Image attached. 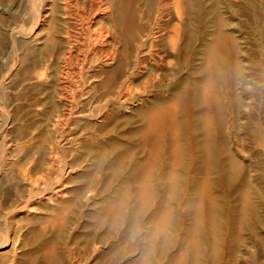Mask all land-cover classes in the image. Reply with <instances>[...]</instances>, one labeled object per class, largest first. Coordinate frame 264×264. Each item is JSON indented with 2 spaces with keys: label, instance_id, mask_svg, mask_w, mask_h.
<instances>
[{
  "label": "rangeland",
  "instance_id": "rangeland-1",
  "mask_svg": "<svg viewBox=\"0 0 264 264\" xmlns=\"http://www.w3.org/2000/svg\"><path fill=\"white\" fill-rule=\"evenodd\" d=\"M0 1L4 3L9 2L8 4H11L9 5L10 8L18 4V0ZM13 1L17 2L13 3ZM253 1L256 2L257 0ZM193 2L196 7L199 3L205 4L207 12H201L200 16L197 17V22L194 27L196 32L188 36L191 45L198 47L202 43L201 39L204 37L205 31L215 24H217V29L220 26L226 27L227 24H230V27H227V29L230 28L229 31L233 30L232 32L234 33L236 29V34L240 32L243 37L242 40L245 41L247 45L246 53L251 61L250 64L248 63L247 67L251 70L246 69V72L250 71L248 73L251 78L253 77L252 82L254 81L253 85H255L250 92L248 91L251 96L248 93L246 97L243 95L244 93L239 91L240 79L242 78L240 75L241 73L239 74L235 70H232L223 76L218 73L214 75V77H216L214 80L219 90L222 89L221 91H224V87L230 86L229 88L226 87V89H231L230 94L232 91H235L233 94L236 95V92H238V96L236 95L238 100L242 97L241 104L240 102L238 103L237 100L234 101V98H236L234 95V98L232 96L228 97L229 99L231 98V101L233 100V104H229L230 102H228L229 100L227 99L228 109L224 112L225 118L230 116L232 111V113L236 115L241 105L244 104L242 102L248 100V96H250L249 102L252 103L253 109H251L247 116L241 121L236 120V127L234 125L231 130V135L233 134L231 140H229L227 134L224 133V131L226 132L225 120L216 124L218 125V135L212 147V155L207 151V146L202 145L203 147L201 146V148H205L200 149L199 155L196 157H194L192 144L189 143L188 138V132L191 131L190 125L183 122V114H180L179 120L181 123L179 131L181 132L183 155L178 165L176 164L177 166H174L175 170L177 169V174H175L174 177L176 180L174 182H171V180L167 181L166 179L168 176L166 172L173 169L168 154L171 149L170 145H172L169 136L165 137V147H163V151L159 154L158 157L160 158H157L156 164L154 165L155 167L148 170L143 167V165H139L140 162L145 160L147 153L143 149L144 147H142L143 140L139 138L141 136V130L139 129H142L140 127H143V123L138 120L136 113H129V115L124 114L120 116L117 121H113V123H111L112 120L108 119L109 115L104 114L102 116L106 117L100 119L101 123H90V125L86 122L87 120L83 118L78 119L76 115H74L79 107L81 108L79 110H83V107L77 105L78 107L75 106L74 109L71 107L75 111L71 109L72 112H67L66 119L65 117L61 119L60 122H62V125L60 122V124L54 123L55 118H57V113L59 114L62 108L58 96L53 90L56 81L54 69L48 68L46 70L43 67L42 69L36 64L34 65H36L37 68L33 66L35 67L34 70L28 69V66H26L27 61L24 59L25 57L22 58L21 56V54L23 55L21 49H17L16 47L7 51L4 49L6 47L3 46V44L7 39V30L4 28L6 23L12 26L11 28L15 34L16 28L17 30L20 29L18 35L21 34L20 32L25 26L27 27V23L20 17H13L8 12L9 10L0 12V31L2 30L0 32V228L3 229L5 235L7 234L5 237L12 249L9 252L10 254H3L2 257L0 256V264H67L68 258L72 254H81L78 257L79 259L81 258L80 263L82 264H129L130 262L133 264H140L139 262L141 260V263L144 264H176L181 254L182 257L185 256L183 264H264V262H262V260H264V253H262L264 252V250H262L264 249V242H262L264 241V151L259 152L256 150L257 148L254 143L256 141L252 134L257 126L261 125V127H264V121H262L264 120V87H262L264 86V79L261 78L264 77V51H262L264 50V16L255 13L257 11L254 10L251 0H240L241 3L239 0H193ZM16 18L19 21L16 20ZM221 20H223V23ZM173 21L176 22V18H174ZM219 23L222 24L219 25ZM4 34H6V36ZM4 45H6V43ZM227 45L228 47H226ZM227 45L221 46L218 54L220 61L224 64L228 63L225 65L230 66L235 58L236 53L234 52H236V50L233 45ZM227 49H229L230 53ZM18 50L20 51L18 52ZM169 57V61L173 63L174 56ZM36 72L42 74V78L38 77L39 73L37 75ZM53 76H55V78ZM238 81L240 82L239 84ZM27 89H29V91ZM14 94L16 96H14ZM73 95L78 99V97H76V91H74ZM188 97L189 96H186L184 100L189 101ZM77 99L76 101H78ZM51 102L53 103L52 105ZM12 120L16 122H12ZM50 121L53 122L51 123ZM139 134L140 136H138ZM223 136L225 138H222ZM40 139L42 140L39 141ZM52 139L58 144L59 149L58 151L54 150L53 153L48 150V146H52L51 142H54ZM71 139L74 140V142ZM65 140L70 141L66 142ZM237 141L238 143H236ZM200 142L202 143V141ZM224 142L225 145L223 144V148L222 143ZM72 143L74 146H72ZM127 145H129V147ZM229 146L245 147L247 149V159L241 160L237 158L234 162L235 165H231L233 169L230 168V172L228 170L229 167H227L230 165L229 162H227V160H229L228 157H230L228 154ZM168 147L170 149L165 150ZM47 155H50V158L54 155L52 158L60 161V163L57 162V164L58 167L60 166L61 168L64 166L63 170L59 167L62 173L59 168H57L56 164L54 171L56 169L59 171L56 170L57 172L55 171V174L53 169H51L53 172L52 174L49 167L53 165L50 163ZM60 156H62L61 160ZM223 156H227L226 159H223ZM62 161L65 163L63 164ZM7 163L9 165H6ZM72 164L75 165L73 166ZM69 165L73 166V171H67L66 167ZM95 165L96 167H94ZM141 166L146 169L147 173L150 172V174H148L150 175L149 178L152 183V190L146 194L141 192L140 181L143 178L142 175L146 172L143 169V171L141 170ZM222 166L224 168L226 166L228 170V173H224L225 176L218 174ZM4 168L9 172L7 173ZM237 168L239 170H237ZM41 171H44V174ZM49 171L51 173H49ZM70 172L72 173L69 175ZM46 174L52 175L54 179L50 178L52 179L50 180V176ZM168 174L170 173L168 172ZM205 174L213 179H210L213 183H210L209 186V190H211L210 193H212L210 195L215 196L213 197L215 199L213 203L211 202L213 198H210L211 201L204 198V200H208V202H205L198 196L200 195L199 189L203 187L199 185L200 183L203 184L202 180H204L203 176ZM38 175H45V179L47 178L49 181L45 180L42 176L41 178L43 179H41ZM7 176L10 177L8 178ZM4 177L6 178L4 179ZM22 177H24L23 180L25 179V182L23 181L25 185L21 183ZM58 177H61L60 179L62 180L58 179ZM224 177L227 180H225ZM39 178L42 180V183L39 181L40 184L36 181L40 180ZM201 178L202 180H200ZM34 179H36V182ZM26 180L30 181L28 183L33 184L32 186L35 185L37 187V184H39V187L43 189L34 186L36 188L35 190L33 187H28L32 188V190L34 189V192H32L31 189L25 188L28 184ZM243 180L244 182H242ZM33 181L34 183H32ZM43 182L46 184L49 182L50 184L47 186L46 184L44 185ZM169 182L171 185L172 183L174 185H169ZM58 183L61 186L63 185L65 190L62 189L59 196L51 197V199L47 198L46 191L48 192L51 190L53 186L56 187V184L59 186ZM42 184L45 187L42 186ZM245 188L250 189L249 192H252L254 198L251 202L252 205H250L252 207L249 206L247 222L239 217V200ZM25 189L31 190L30 193L33 195H30L29 191ZM198 190L199 192H197ZM35 191L41 192L40 195L43 194L40 197ZM25 193L29 195H25ZM69 197L71 199H69ZM23 198H25V201ZM26 199L28 201L31 199V201L28 202ZM56 199H58L57 203H55ZM23 201L27 206H24L25 203H23ZM15 202L18 203L16 204ZM209 202L212 204L210 205ZM56 204L59 205L57 206ZM48 205L50 210H46ZM54 208L55 210H53ZM58 208H60L61 212ZM62 208L67 209L65 210V215L63 214ZM51 209L53 212L49 213ZM46 212L51 218L52 213L60 212L62 216L60 217L61 226L59 225L60 222H57L58 219L54 220L52 218L55 223L52 222V219L51 222L49 218L48 220L44 219L48 217ZM163 212L169 215L166 216L165 227L163 230H160L162 233L159 231L160 233L154 234V232H152L153 220L156 218L155 216L158 217L159 214L161 215ZM39 216L41 217L39 218ZM29 217L32 219L34 218V221L32 219L29 220ZM196 218H198V220ZM41 223H44V226ZM46 223L51 224L48 225ZM45 224L47 226H45ZM211 229L212 232H209ZM193 230L195 233L192 232ZM163 234L165 236H163ZM165 240H167V243H165ZM246 245L250 247L248 254L242 255L244 258L241 256L238 260V255L241 253L244 254V247ZM45 246H52L54 248V254L52 256L56 255V257H51L48 263H46L48 260L46 261L45 258L42 257L43 255H40V252L46 248ZM8 255L14 256V260L9 261L10 257ZM170 257L173 258L171 259ZM173 259L176 260L174 261ZM241 259L242 262H240ZM44 260L46 262H43Z\"/></svg>",
  "mask_w": 264,
  "mask_h": 264
},
{
  "label": "bare ground",
  "instance_id": "bare-ground-1",
  "mask_svg": "<svg viewBox=\"0 0 264 264\" xmlns=\"http://www.w3.org/2000/svg\"><path fill=\"white\" fill-rule=\"evenodd\" d=\"M16 2L13 1V3H16ZM239 2H240V0H239ZM8 3L7 2L4 3L2 1H0V12L9 10L8 12L13 17H20V18H22V20L24 19L23 21H26L27 27L25 26V28L20 32L21 34L18 35V33H19L18 31L20 29L17 30V28H16V34H15L13 29L11 28L12 26L7 25L8 23H6L7 27H6V25H5V27L3 26L7 30V36H6V34H4L7 37V39H6L4 36V38L6 39V42H5L6 45H4L5 43L3 44V46L6 47L4 49H6V51L12 50L11 48H13V47H16L17 49H21L22 53H23V55L21 54V56H22V58L25 57L24 59L27 61L26 66H28V69L34 70L36 65L40 66L41 68L43 67L46 70L48 68L54 69L56 78H55V76H53V77L56 79V81L54 83L55 88L53 90L56 93V95L58 96L59 102L61 103V107H62L60 113L59 114L57 113V116H56L57 118H55L54 123L58 124L63 117H65V119H66L67 112H69V113L72 112V110L77 105L83 107L82 108L83 110H79V109H81L80 107L76 111L73 110V111H75L74 115H76V117L78 119L83 118L84 120H87L86 122L88 124H90V123L95 124V123H99V122L101 123L100 119H103L106 117V116H102L104 114H108L110 117V118L108 117V119L112 120L111 123H113V121L114 122L117 121L120 118V116H122L124 114L129 115V113H136L138 116V120L143 123V125H142L143 127H140L142 129H139V130H141L140 131L141 136H140V134L138 136H140L139 138H141V140H143V144H142L143 146L142 145L141 146L144 147L143 149L147 153V154L145 153L146 154L145 160H143V158H142L143 163L140 162L139 165L140 164L143 165V167H145L148 170H150L152 167H155L154 165L156 164L157 158H160L158 156L161 153V151H163V147H165V143H166L165 137L169 136L171 139V143H172V145H170L171 149L169 147L165 149V150L170 149L168 154H169L170 159H171L170 162H172V165H173V169L171 171L168 170V172L170 174H168V172H166L168 175V176L165 175V176H167V178H166L167 181L171 180V182L172 181L174 182L176 180V179H174V177H175V174H177L176 173L177 169L175 170L174 166L178 165V163H179V161L183 155L182 154L183 153V145L181 142V132L179 131L180 130L179 126L181 123V121L179 120L180 114L181 115L183 114V117H184L183 122H185L186 124L188 123L190 125L191 131L188 132L189 133L188 138H189V143L192 144L194 157H196L199 155L200 149L205 148V147L201 148L202 145H206L207 149H208L207 151H209V154L212 155V153H213L212 147H213L215 140L217 138L216 136L218 135L217 134L218 133L217 132L218 131L217 130L218 125H216V124L221 123L225 120L224 123H225V127H226V132L224 131V133L227 134L229 140H231V137L233 135V134L231 135V133H232L231 130L233 129L234 125L236 127V124H235L236 120L241 121L243 118H245L247 116L249 111L251 109H253V107L251 105L252 103L249 102V97L251 96L249 92H250V90H252L253 86H255V85H253L254 81L252 82L253 77L251 78L250 74L248 73L250 71L246 72V69H248L247 65H248V63L250 64L251 61L247 57V53H246L247 52V45L245 44V41L242 40L243 37L240 34V32L236 34V29H235V33L232 32L233 30L229 31L230 28L227 29V27H230L229 26L230 24H227V26L225 25L226 27L220 26L218 29H217V24H215V25H213V27H209L207 29V31H205L204 37L201 39L202 43L198 47L191 45L189 43L190 39H188V36H190L191 34L196 32L194 27H195V23L197 22V17L200 16L201 12H205V11L207 12V7L205 4L199 3L196 7V6H194L193 0H18V4L17 5L15 4L16 6L13 5L14 7L10 8L9 5H11V4H8ZM251 4L253 5L254 10L257 11L255 13H258L259 15L261 14L262 16H264V0H259V1L257 0L256 2L251 0ZM13 17H11V18H13ZM174 18H176V22L173 21ZM16 20H18V19L16 18ZM13 21H15V20H13ZM221 22L223 23V20H221ZM222 23H219V25ZM210 25H211V23H210ZM193 30H194V32H193ZM237 32H238V30H237ZM3 33H5V32H3ZM1 40H3V39H1ZM253 40H255V39H253ZM249 43H248V45H249ZM227 44H231V46L233 45L234 49L236 50V52H234V53H236L235 58L232 61L233 63L230 66L225 65L228 63L224 64L222 61H220V57L218 54L221 46L227 45ZM254 46L256 47V45H254ZM226 47H228V45ZM256 48H258V47H256ZM227 50L229 51V49H227ZM19 51L20 50H18V52ZM262 51H264V50H262ZM229 53H230V51H229ZM169 56H171V57L174 56L173 63L169 61V59H170ZM19 57H20V54H19ZM260 61H261V59H260ZM34 64H36V65H34ZM33 66H35V67H33ZM232 70H235L239 74L241 73L240 75L242 76V78L241 79L239 78L241 80L240 81L241 83L238 81V84L240 83L239 91L244 93L243 95H245V96H246V94L249 93L250 96H248L247 101L245 100V102L244 101L242 102L244 104L241 105V108L239 109L238 113L236 112L237 113L236 115H235V113L233 114L232 113L233 111H232L231 114H233V115L230 114V116L225 118L224 112H226L228 109L227 108L228 107L227 99L229 100L228 102H230L229 104H231L233 100L231 101L230 100L231 98L229 99L228 97H230V96L233 97V95L236 97L238 92H236V95H235V94H233V93H235V91H232V93H231L232 95H231L230 94L231 89L230 90L226 89V87L229 88L230 86L224 87V91H221L222 90L221 88H220L221 90H219V87L215 83L214 78H216V77H214V75H217V73H218V74L223 76V75L228 74V72H230ZM39 72H41V71H39ZM39 72H36L37 75ZM41 76H42V74L39 73L38 77H41ZM33 77H34V75H33ZM261 78L264 79V77H261ZM37 79H39V78H37ZM230 79H232V78H230ZM53 82H52V85H53ZM218 84H219V82H218ZM227 84H231V83H227ZM233 87H235V86H233ZM233 87H232V89H233ZM262 87H264V86H262ZM27 90L29 91V89H27ZM74 91H76V93H77L76 97H78V99L74 97V95H73ZM14 96H16V95L14 94ZM186 96H189L188 97L189 101L184 100V98H186ZM241 98H239V100H240L239 101L238 98L236 97V98H234V101L237 100L238 103L240 102V104H241ZM243 98H245V97H243ZM76 99L78 101H76ZM258 99H259V97H258ZM10 100H12V99H10ZM196 101L198 102V105H200V106L197 105ZM46 103H48V102H46ZM52 104L53 103L51 102V105ZM54 105H55V103H54ZM71 107H73V109ZM48 112H49V110H48ZM133 115H135V114H133ZM67 117H69V116H67ZM19 119H21V118H19ZM258 119H259V117H258ZM49 120H51V119H49ZM262 121H264V120H262ZM12 122H16V121L12 120ZM54 123H53V125H54ZM60 123L62 125V122H60ZM25 125H27V124H25ZM222 126H224V125H222ZM220 127H221V125H220ZM221 132H219V133H221ZM252 134L254 136V137L253 136L252 137L256 141V142H254L255 146L257 148L256 150H258L259 152L264 151V127H261V125L257 126L254 129V132H252ZM23 135H25V134H23ZM71 137H72V135H71ZM182 137H183V135H182ZM222 138H225V137L223 136ZM41 140L42 139H40L39 141H41ZM47 140H49V139H47ZM50 140H51V138H50ZM222 140H224V139H222ZM52 141H54V140L52 139ZM69 141H66V142H69ZM72 141L74 142V140H72ZM200 141H202V143ZM51 143H52V146L51 145L48 146L49 152L53 153L54 150L58 151L59 150L58 144L55 141L51 142ZM236 143H238V141ZM223 144L225 145V142L222 143V147H223ZM219 145H220V143H219ZM72 146H74V144ZM127 146L129 147V145H127ZM225 147H227V146H225ZM140 149H142V148H140ZM203 152H204V150H203ZM246 152H247V149L245 147L229 146L228 154L230 157H228L229 160H227V162H229V164H230V165L227 164V165H229V166H227V167H229L228 168L229 172H230V168H232L231 165L234 164V162L237 158H240L241 160L247 159ZM57 154H58V152H57ZM57 154H55V155H57ZM130 155H132V154H130ZM165 155H166V153H165ZM47 156H48L50 163L53 165V166L50 165L51 168L49 167V170L51 171V169H53V172H55L58 169H56L54 171V167L57 164V162L60 163V161H57L55 158H52L54 155L51 156V158L49 157L50 155H47ZM169 156H168V159H169ZM61 157L62 156H60V160H61ZM226 157L223 156V159L224 158L226 159ZM42 159H44V158H42ZM30 161H31V159H30ZM127 161H128V158H127ZM237 162H238V160H237ZM62 163H63V161H62ZM239 163H240V161H239ZM93 164H95V163H93ZM6 165H9V164L7 163ZM35 166H33V167H35ZM73 166H71V165L67 166L66 167L67 171H71V170L73 171ZM78 166H79V164H78ZM78 166H77V168H78ZM59 167L57 164V168H59ZM94 167H96V165ZM143 167L141 168V170L143 169L144 171H146V169ZM182 167H184V166H182ZM60 168H59V170H60ZM63 168H64V166H62L61 169L63 170ZM133 168H135V167H133ZM5 169L6 168H4V170ZM22 170H24V169H22ZM228 170H227L226 166H225V168L222 166L220 168V170L218 171V174L225 176L224 173H228ZM237 170H239V169L237 168ZM6 171H7V173L9 172L7 169H6ZM50 171H49V173L52 172V171L51 172ZM53 172H52V174H53ZM56 172H55V174H56ZM60 172H61V170H60ZM233 172H235V171H233ZM16 173H17V171H16ZM71 173L72 172H70L69 175ZM148 173L150 174V172H148ZM148 173H147V171L144 172L145 176L142 175L143 178L140 181L141 192L144 194H146L147 192H150L152 190V183L150 181V178H149L150 175ZM237 173H238V171H237ZM247 173H248V171H247ZM48 174H46V175H48ZM58 174H60V173H58ZM64 174H66V173H64ZM138 174H139V172H138ZM229 174H231V173H229ZM205 175L203 176L204 180H202L203 177L200 179L203 181V184L200 183L199 186L200 187L203 186V187L201 189H199L200 187L198 188L200 190V195H198V196H200L201 200L208 202V200L211 201L210 198H213L215 196L210 195L212 193H210L211 190H209L210 183H213V182L210 181L211 178H209L208 175H206V177H205ZM2 176H3V174H2ZM18 176L21 177L20 175H18ZM41 176L42 175H40L39 177L41 178ZM48 176H50V175H48ZM63 176H65V175H63ZM42 177H44V179H45V175ZM5 178L6 177H4V179ZM23 178L24 177H22L21 183L24 184L25 179L23 180ZM50 178L54 179L52 177V175L49 177V179ZM60 178L58 177V179H60ZM41 179H43V178H41ZM41 179L40 180L34 179V181L36 180L37 183L40 184L39 181H41V183H42ZM52 179H50V180H52ZM45 180H48V179L46 178ZM60 180H62V179H60ZM211 180H213V179H211ZM225 180H227V179L225 178ZM26 181H27V183L30 182L28 180H26ZM34 181L32 183H34ZM56 181H57V178H56ZM44 182H43V184L45 185L46 183H44ZM50 182H52V181H50ZM68 182H69V180H68ZM242 182H244V180ZM59 183H58V185H59ZM39 184H37L38 185L37 187H39ZM43 184H42V186H44ZM48 184H50V183L48 182ZM48 184H46V185L48 186ZM168 184L171 185L170 182ZM32 185L33 184L28 183L26 185L27 187H25V188H28V187L35 188L36 187L35 185H34L35 187ZM63 185L57 186V184H56V187L53 186L54 188L52 187V189L50 187L51 190L48 189L49 190L48 192L46 191L47 190L46 189L45 190L46 191V197L51 199V197L59 196L61 194L62 189H64ZM173 185L174 184L172 183L171 186H173ZM36 188H35V190H36ZM28 189L32 190V188H28ZM40 189H43V188H40ZM25 190L29 191L27 189H25ZM199 190L197 192H199ZM249 190H250L249 188H245L244 191L242 190L243 192L241 191L242 192L241 199L239 200V202H240L239 203L240 204V207H239L240 216L239 217H241V219L243 221L247 220V218L249 216V206L252 205L251 202L254 199L252 196V192H249ZM30 191H29V194L31 195L32 193H30ZM169 191H170V189H169ZM32 192H34V189L32 190ZM123 192L126 193L125 191H123ZM36 193H38L40 195L39 191H37ZM29 194L25 193V195H29ZM41 195H40V197H41ZM16 196H17V194H16ZM25 198H23L24 201H25ZM204 198L208 199V200H204ZM69 199H71V198L69 197ZM29 200L31 201V199H29ZM57 200L58 199H56L55 203H57ZM212 200L213 201H211V202L213 203L215 199L213 198ZM24 201H23V203H25ZM30 201H28V202H30ZM233 201H235V200H233ZM49 202H51V201H49ZM212 203H210V205ZM25 204H24V206H27V204L26 205ZM68 204H69V202H68ZM60 206H62V205H60ZM197 207H199V206H197ZM197 207H195V208H197ZM250 207H252V206H250ZM42 208H44V207H42ZM223 208H224V206H223ZM48 209H49V205H48V207H46V210H48ZM58 209L61 212L60 208H58ZM41 210H43V209H41ZM53 210H55V208ZM65 210H67V209L65 208L62 210L64 215H65ZM116 210H118V209H116ZM195 210H197V209H195ZM252 211H254V210H252ZM51 212H53L52 209L49 213H51ZM60 212L52 213V218L54 220L58 219L57 222H60V217H62L60 215L61 214ZM46 214H47V212H46ZM167 215L168 214L166 212H163L161 215L159 214L158 217L155 216L156 218L153 220L154 222H153V231H152V232H154V234L158 233L160 230H163V228L165 227ZM37 216H38V214H37ZM47 216H48V214H47ZM40 217L41 216H39V218ZM223 217H224V215H223ZM48 218L50 219L49 221L51 222V219H52L51 216H48L47 218H44V219L48 220ZM198 218H196V219L198 220ZM31 219L32 218L29 217V220H31ZM53 219H52V222H54ZM32 220L34 221V218ZM46 224L49 225L51 223H46ZM46 224H45V226H47ZM61 224L62 223L60 222L59 225L61 226ZM53 226H55V225H53ZM50 227L52 228L51 225H50ZM238 229H239V227H238ZM160 232L162 233V231H160ZM192 232L195 233L194 230ZM209 232H212V229ZM87 234H88V232H87ZM6 235L4 234L3 229L0 228V256L1 257L3 254H6V255L10 254L9 252H10V250H12L9 242L7 241V239L5 237ZM82 235H83V233H82ZM163 236H165V235L163 234ZM167 236H168V234H167ZM236 237H238V236H236ZM191 238H192V236H191ZM191 240H193V239H191ZM262 242H264V241H262ZM52 246H45L46 248L44 247L45 249L43 248L44 249L43 251H41L42 249L40 250L41 251L40 255L41 256L43 255L42 257H44L46 261L48 260L47 262L45 260L43 262L48 263V262H50L49 259L51 257H56V255L52 256L54 254V248ZM244 248H245L244 254L243 253L239 254L238 260L241 258L242 255L248 254V250L250 247L246 245ZM150 249H151V247H150ZM88 250H89V248H88ZM262 250H264V249H262ZM238 252H240V251H238ZM242 252H243V250H242ZM26 253H28V252H26ZM262 253H264V252H262ZM193 254H195V253H193ZM29 255H30V253H29ZM79 255H81V254H79ZM79 255H75V254L70 255L68 258L67 264H82V263H80L81 258L79 259V257H78ZM181 255H180V258L178 257L179 255L177 256L178 259L176 258L177 259L176 264H183V259L185 256L182 257ZM8 256L10 257L9 261L14 260L13 259L14 256H12V255L11 256L8 255ZM89 256H90V254H89ZM218 256H219V254H218ZM32 257H34V256H32ZM143 259H144V257H143ZM26 262H24V263H26ZM141 262H142V260L139 263L144 264ZM145 262H146V260H145ZM240 262H242V259ZM262 262H264V260H262ZM131 264H133V263H131Z\"/></svg>",
  "mask_w": 264,
  "mask_h": 264
},
{
  "label": "clouds",
  "instance_id": "clouds-1",
  "mask_svg": "<svg viewBox=\"0 0 264 264\" xmlns=\"http://www.w3.org/2000/svg\"><path fill=\"white\" fill-rule=\"evenodd\" d=\"M165 243H167V240H165Z\"/></svg>",
  "mask_w": 264,
  "mask_h": 264
}]
</instances>
